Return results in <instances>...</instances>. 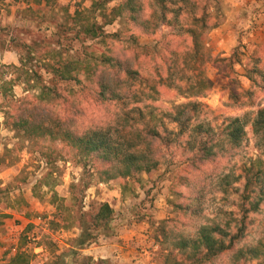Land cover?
<instances>
[{
    "label": "rangeland",
    "instance_id": "1",
    "mask_svg": "<svg viewBox=\"0 0 264 264\" xmlns=\"http://www.w3.org/2000/svg\"><path fill=\"white\" fill-rule=\"evenodd\" d=\"M76 1L58 0L50 8L28 4L26 0H0V55L10 52L18 60L14 63L0 58V68L19 65L20 56L24 57L26 68L41 73L44 82L57 90L60 97L47 103L61 116L95 106L94 92L92 94L85 84L71 80L52 81V75L42 68L44 62L37 57L49 59L61 52L69 57L83 58L87 52L103 49L97 43L98 39L83 35L76 38L77 27L73 26L71 16ZM197 2L196 12H191L190 6L182 8L177 20L173 6H170L167 14L172 24L161 27L153 36H142L143 45L160 53L153 57L147 55L149 70L144 75L153 73L156 76L149 77V83L136 82V87L144 91L150 87L159 90L158 99L144 103H151L160 115L170 113L174 105L199 101L204 106L195 122H210L217 128L228 116L242 117L247 122L242 147L231 158L222 157L207 163H200L196 158L192 162L189 154L181 149L169 150L152 176L143 173L141 184L130 179L128 188L123 190L119 185L101 182L93 169L85 171L76 152L64 142L23 138L4 124L3 111L9 107V101L33 105L39 100V90L33 87L34 82L25 84L22 79L18 80L16 72L13 74L7 69L11 72L8 76L14 79V86L8 98L0 94V182L4 186L10 185L13 194H22L28 206L23 204L9 209L11 216L0 221V264L9 259L24 237L30 241L29 247L35 248L31 264H47L53 255L49 250L35 246L45 232L52 234L59 249H67L69 240L80 230L77 227L50 229L49 219L55 212L52 193L70 197L71 187L81 181L90 184L83 196V211H89L96 202L107 201L115 209L113 221L121 219L112 225L111 235L100 236L84 253L100 258L99 255L105 254L102 253L104 246H110L114 240L126 241L121 236L123 227L128 229L134 223L142 227V243L145 242L146 247L152 243L151 248L155 247L150 261L156 264H163L158 230L163 221L167 227L178 225L179 228L199 222L186 206L193 202L191 187L200 180L206 179V183L201 184L209 186L202 204V221L205 222L220 211L238 209V191L244 189L249 178L255 183L258 177V186L264 188V139L253 130L258 111L264 106V88H252L253 82L249 79L251 67L264 68V0ZM142 3L148 15L159 7L157 0H142ZM89 5L90 0H86L83 7ZM203 10L208 15L204 27L194 23V17ZM129 28L132 27L124 17L106 26L111 32ZM193 30L197 33L196 38ZM31 48L38 53H32L31 56L36 58L30 60ZM257 79L264 84V78ZM167 120L170 128L176 129V124ZM46 154L57 160V183L54 185L37 184L48 171ZM218 167L220 175L215 176ZM225 175L229 180L227 194L220 188V177ZM261 239H264V200L260 209L250 214L246 241L252 244ZM220 264H229L226 255ZM247 264H264V259Z\"/></svg>",
    "mask_w": 264,
    "mask_h": 264
},
{
    "label": "trees",
    "instance_id": "2",
    "mask_svg": "<svg viewBox=\"0 0 264 264\" xmlns=\"http://www.w3.org/2000/svg\"><path fill=\"white\" fill-rule=\"evenodd\" d=\"M26 1L50 8L58 2ZM85 1L77 0L71 15L73 26L77 27L75 36L98 39L97 43L103 49L87 52L83 58L69 57L61 52L49 59L46 56L37 58L44 62L42 68L52 75V81L71 80L90 88L95 94V106L76 109L68 116L55 113L47 102L60 97L56 94L57 90L44 82L41 73L26 68L24 57L20 56L19 65L0 68V94L8 98L7 95L12 92L14 79L8 76L12 70L25 84L34 82L33 87L39 90V100L33 105L9 101V107L3 111L4 124L23 138L64 142L76 152L85 171L91 168L101 182L119 185L123 190L128 188L130 179L141 184L143 173L152 176L169 150L181 149L189 154L192 162L195 158L200 163L231 158L242 147L247 133V122L242 117L228 116L217 128L210 122H195L204 106L199 101L174 105L170 113L160 115L151 103H144L158 99L159 90L150 87L144 91L136 87V82L149 83V77L156 76L153 73L144 75L149 70L147 55L153 57L160 53L152 52L143 45L142 36H153L161 27L172 24L167 14L170 6H173L177 20L182 8L190 6V11L196 12L198 0H157L159 7L149 15L142 0H90V5L83 7ZM122 17L132 28L114 32L106 29ZM207 18L203 10L194 17V23L204 27ZM191 32L196 38V31ZM33 50L31 48L28 53L30 60L36 58L31 56L32 53H38ZM260 76L264 78V68L254 65L249 69L252 88H264V84L257 79ZM114 103L118 106L112 107ZM167 119L176 124V129L170 128ZM253 130L264 139V106L258 111ZM46 157L48 171L37 184L54 185L57 183V160L50 154ZM214 175H220L219 167ZM220 178V188L227 194L228 177ZM257 182L258 177L255 183H251L249 178L244 189L238 191V209L220 211L206 222L202 221V204L209 193V186L201 184L206 183V179L193 185V202L186 206V210L199 222L182 228L178 225L167 227L164 225L166 221L159 225L163 264H220L225 255L229 264L263 260L264 239L252 244L246 241L250 214L258 211L264 200V188L259 187ZM89 187V182L81 181L71 187L70 197L53 193L55 212L49 219L50 229L77 227L80 232L69 240L67 249L60 252L52 234L43 233L35 246L49 250L53 255L47 264H111L110 259H96L84 253L100 236L112 234L115 215L114 207L107 201L96 202L89 211H83V196ZM11 190L10 185L4 186L0 182V221L11 216L9 209L23 204L28 206L22 194L15 195ZM29 243L27 237L21 239L16 251L3 264H31L35 252ZM68 256L71 259H67Z\"/></svg>",
    "mask_w": 264,
    "mask_h": 264
},
{
    "label": "crops",
    "instance_id": "3",
    "mask_svg": "<svg viewBox=\"0 0 264 264\" xmlns=\"http://www.w3.org/2000/svg\"><path fill=\"white\" fill-rule=\"evenodd\" d=\"M0 58L4 61L9 60V62L14 63L18 61L16 55H13V53L10 52L0 55ZM115 221L118 222L121 221V219H115L112 222V225L115 224ZM139 225L140 224L133 223L128 229H124L123 227V234L121 236L124 237L126 241L121 242L114 240L110 246H104L102 253L105 254L99 255V257L110 259L113 264H156V262L150 261V258H153L152 254H154L153 250L155 247L151 248L152 243H149L147 247L145 246V242L142 243L144 234L141 233L142 227ZM63 250L60 249L59 252Z\"/></svg>",
    "mask_w": 264,
    "mask_h": 264
}]
</instances>
